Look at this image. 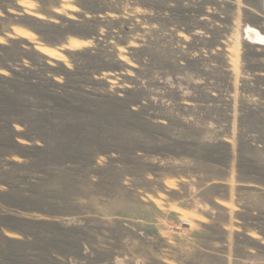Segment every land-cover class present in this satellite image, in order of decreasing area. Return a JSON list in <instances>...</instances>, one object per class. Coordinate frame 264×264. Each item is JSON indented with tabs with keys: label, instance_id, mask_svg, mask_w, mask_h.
<instances>
[{
	"label": "rangeland",
	"instance_id": "374dc122",
	"mask_svg": "<svg viewBox=\"0 0 264 264\" xmlns=\"http://www.w3.org/2000/svg\"><path fill=\"white\" fill-rule=\"evenodd\" d=\"M0 264H264V0H0Z\"/></svg>",
	"mask_w": 264,
	"mask_h": 264
},
{
	"label": "bare ground",
	"instance_id": "6f19581e",
	"mask_svg": "<svg viewBox=\"0 0 264 264\" xmlns=\"http://www.w3.org/2000/svg\"><path fill=\"white\" fill-rule=\"evenodd\" d=\"M248 34L252 35V34H254V31L249 30V31H248ZM255 35H256V34H255ZM79 44L81 45L82 43H81V42L77 43L78 46H79ZM48 52L51 53V54H55V55L58 54L55 50H53V51H52V50H48Z\"/></svg>",
	"mask_w": 264,
	"mask_h": 264
}]
</instances>
